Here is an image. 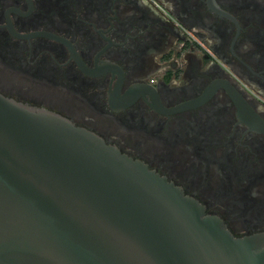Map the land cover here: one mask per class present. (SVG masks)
<instances>
[{
  "label": "flooded vegetation",
  "instance_id": "obj_1",
  "mask_svg": "<svg viewBox=\"0 0 264 264\" xmlns=\"http://www.w3.org/2000/svg\"><path fill=\"white\" fill-rule=\"evenodd\" d=\"M0 93L264 232V0H0Z\"/></svg>",
  "mask_w": 264,
  "mask_h": 264
},
{
  "label": "water",
  "instance_id": "obj_2",
  "mask_svg": "<svg viewBox=\"0 0 264 264\" xmlns=\"http://www.w3.org/2000/svg\"><path fill=\"white\" fill-rule=\"evenodd\" d=\"M0 264H264V232L233 235L143 161L0 93Z\"/></svg>",
  "mask_w": 264,
  "mask_h": 264
}]
</instances>
